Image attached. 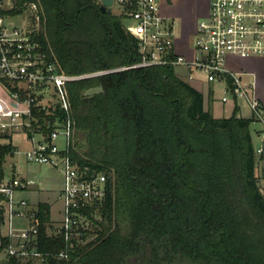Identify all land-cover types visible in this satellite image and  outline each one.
<instances>
[{
  "label": "trees",
  "instance_id": "16d2710c",
  "mask_svg": "<svg viewBox=\"0 0 264 264\" xmlns=\"http://www.w3.org/2000/svg\"><path fill=\"white\" fill-rule=\"evenodd\" d=\"M12 2L11 15L38 6L35 38L69 75L141 60L122 17L103 13L96 0ZM98 86L101 93L84 96ZM68 92L67 153L105 173L109 187L98 238L60 264H264V195L250 131L255 120L238 115L237 100L230 117H214L203 94L173 66L85 77L69 82ZM9 147L0 156V176ZM39 211V250L61 249L63 242L47 235L49 205L39 204ZM7 244L1 238L0 253ZM0 264L30 263L7 256Z\"/></svg>",
  "mask_w": 264,
  "mask_h": 264
},
{
  "label": "built area",
  "instance_id": "2783aa9c",
  "mask_svg": "<svg viewBox=\"0 0 264 264\" xmlns=\"http://www.w3.org/2000/svg\"><path fill=\"white\" fill-rule=\"evenodd\" d=\"M96 2L102 4V0ZM163 4L164 0H112L111 13L122 17L141 57L136 64L112 71L173 66L189 80L198 74L205 82L221 86L222 103L237 100L264 129V105L256 97L253 84L245 83L232 67L240 61L264 58V0H208L207 13L197 23L191 57L178 54L175 19L166 14ZM12 8V0H0V156L10 146L5 161L21 155L28 163L61 172V219L53 221L49 209L46 227L47 235L60 239L63 247L39 250V205L22 196L36 183L18 177L13 164L8 173L5 163L4 175L0 176V228L5 229L1 238L8 239L4 249L8 257L30 264H60L98 238L109 187L105 173L80 166L67 153L72 131L68 83L112 71L80 76L65 73L47 59L35 38L38 6L30 3L25 7L28 23L21 26L12 22L15 15L8 13ZM19 131L29 142L24 151L12 143ZM60 138L63 148L58 144ZM256 153L262 155L264 147L257 148ZM260 188L264 195V180Z\"/></svg>",
  "mask_w": 264,
  "mask_h": 264
},
{
  "label": "rangeland",
  "instance_id": "374dc122",
  "mask_svg": "<svg viewBox=\"0 0 264 264\" xmlns=\"http://www.w3.org/2000/svg\"><path fill=\"white\" fill-rule=\"evenodd\" d=\"M201 3L199 4V0H164L163 7L165 10H168L169 7L177 8L181 11L183 17L191 18L194 17L195 12L199 9ZM175 17V27L178 28L179 21L177 16ZM12 22L18 26L28 23V16L26 13H22L19 15L12 16ZM32 24H34L32 22ZM258 63H264V61H257ZM119 69V68H117ZM116 70V69H113ZM112 71V70H106ZM177 74L181 78H185L184 72L182 70H176ZM113 72V71H112ZM194 85L204 94V102L205 108H207L208 104H210V111L214 113L215 116L223 118L230 117L233 113L232 104L231 103H222V88L217 84H209L206 82H193ZM195 87V88H196ZM210 94V95H208ZM254 123V122H253ZM257 124H251L250 131L251 136L253 138V144L255 149L263 146L262 141L256 138L254 134V129L262 128L260 123L255 122ZM12 143L15 147L18 148L19 151H24L29 148V142H27L25 135L22 132H16L13 135ZM58 144L60 148L65 147L63 140L60 138L58 140ZM255 169L257 171L258 164L260 162V157L256 153L255 154ZM13 164L16 167V173L18 177H25L34 180L36 183L35 186H38L41 190L40 196H44V198L49 201L52 206L51 209V218L53 221L58 222L61 219L60 210L62 207V201L58 198V190L61 184V172L59 170H55L48 165H41L37 163H28L23 157L20 155H15L14 157H7L5 161V167L7 172H10V165ZM4 253H0V261L4 259Z\"/></svg>",
  "mask_w": 264,
  "mask_h": 264
},
{
  "label": "crops",
  "instance_id": "0c3cea01",
  "mask_svg": "<svg viewBox=\"0 0 264 264\" xmlns=\"http://www.w3.org/2000/svg\"><path fill=\"white\" fill-rule=\"evenodd\" d=\"M200 3H201V5L203 4L206 6V13H207L208 0H199V4ZM165 12H166V14L173 17L174 19H175L174 16H177L178 19H180L178 28L175 27L176 49H177L178 54L183 55V56H187V57H191L193 54L192 50H193V43H194V39H195L197 23H198V20L200 19V17L197 18L194 16L191 18H185V17H183V15L179 9H177V8L173 9L171 7H169L168 10H165ZM184 20H189L190 24L188 26L185 25L186 23L184 24ZM257 61H264V58H257V59L240 61L238 64L233 65L232 67L234 68V71L240 73V77L242 78V80L245 83L253 84L254 93H255L256 97L264 105V63H258ZM184 75H185V78H183V80L188 82L190 85H194L193 82H199V83L205 82L203 80V78L198 74L195 75V78L193 80H189L185 73H184ZM196 89H198V88L196 87ZM1 94H2V87L0 84V96H1ZM208 95H210V94H208ZM203 97H204V94H203ZM228 103L232 104V111H233V108H234L233 101L230 100ZM239 106H240V111H239L238 115L240 117H243V118L251 117L250 111L248 110V108L245 105L239 104ZM204 107H206L205 102H204ZM205 109L210 111V104H208L207 108H205ZM211 113L214 117L220 118V117L215 116L213 112H211ZM252 124H257V123L254 122ZM260 126L262 128L254 129V134H255L256 138H258L260 141H263L264 129H263V126L261 124H260ZM252 140H253V138H252ZM259 157H260V162L258 164L257 171L255 169V174L259 178L260 184H262L263 180H264V153L262 155H259ZM60 188H61V184H60ZM60 188H59V190H60ZM39 193H41L40 188L38 186H33L27 192L22 193V196L27 197L32 202V204H34V205H39L41 203H45V204L49 205V209H50V213H51V209H52L51 204L49 203V201H47L44 198V196H40ZM2 231H5V229L0 228V244H1V235L3 234ZM1 253H4V257H5L2 261H0V262H3L7 258V255L5 254L4 251Z\"/></svg>",
  "mask_w": 264,
  "mask_h": 264
},
{
  "label": "water",
  "instance_id": "95a60500",
  "mask_svg": "<svg viewBox=\"0 0 264 264\" xmlns=\"http://www.w3.org/2000/svg\"><path fill=\"white\" fill-rule=\"evenodd\" d=\"M111 5H112V0H102V4L100 5V10L103 13H111ZM103 91V88L101 86L98 87H93L91 89H88L87 91L84 92L85 97H92L94 95H97Z\"/></svg>",
  "mask_w": 264,
  "mask_h": 264
},
{
  "label": "flooded vegetation",
  "instance_id": "af4514ba",
  "mask_svg": "<svg viewBox=\"0 0 264 264\" xmlns=\"http://www.w3.org/2000/svg\"><path fill=\"white\" fill-rule=\"evenodd\" d=\"M205 13H206V6L202 4L199 7V9L197 10V12H195V15L194 16L197 17V18H199V17L204 16ZM184 24L188 26L190 24V21L189 20H184Z\"/></svg>",
  "mask_w": 264,
  "mask_h": 264
}]
</instances>
